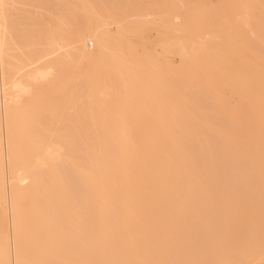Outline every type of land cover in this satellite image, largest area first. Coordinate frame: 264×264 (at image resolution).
Listing matches in <instances>:
<instances>
[{"label":"bare ground","instance_id":"6f19581e","mask_svg":"<svg viewBox=\"0 0 264 264\" xmlns=\"http://www.w3.org/2000/svg\"><path fill=\"white\" fill-rule=\"evenodd\" d=\"M59 1L0 0V264H264V0Z\"/></svg>","mask_w":264,"mask_h":264},{"label":"rangeland","instance_id":"374dc122","mask_svg":"<svg viewBox=\"0 0 264 264\" xmlns=\"http://www.w3.org/2000/svg\"><path fill=\"white\" fill-rule=\"evenodd\" d=\"M110 1V0H109ZM115 1V0H114ZM119 1H121V0H119ZM139 1H141V0H126V2H128L129 3V5H135L137 2H139ZM205 1H208V2H211V1H214V0H205ZM125 2V0L123 1L122 0V4H124V3H126ZM59 3H60V8H61V10L62 11H66L67 12V10L70 8V7H72V4L70 3V1L69 0H60L59 1ZM21 6V4H18V6H17V9H16V11L14 12L15 13V15L13 16V18H15V19H17V20H24V17H26V15L27 14H30L29 12H27V11H32V12H37V13H41L42 15H47L48 13H47V11L45 10V9H41V8H37V7H35V6H26V8H27V11H26V14H25V12H24V7H20ZM133 7V6H132ZM148 10H146V12H148V13H146L145 14V16H140V18L138 17V18H131L129 21H127V20H125V21H127V22H125V21H123V24H127V25H129L131 28H132V31H131V34L129 35V34H127L126 35V37H128L129 38V40L131 41V42H133L134 44H136V45H138V47H137V50H138V52H143L144 51V49H145V51L147 50V51H150V50H152L153 51V40H156V32H158V31H165V29L164 28H162V27H158V25H154V24H152L153 22H151V23H146L145 21L146 20H150L151 18H154V16H157L158 15V13L156 12V11H154V12H152V10L150 9V8H147ZM153 9V8H152ZM23 10V11H22ZM26 10V9H25ZM23 13V14H22ZM47 13V14H46ZM150 13H152V14H150ZM148 14V15H147ZM157 14V15H156ZM23 18H22V17ZM143 17H145V19H143ZM147 18V19H146ZM174 21L176 22V21H178V19H174ZM25 22V21H24ZM130 22V23H129ZM26 23H28V21L26 22ZM144 24V25H143ZM28 24H26V26H27ZM115 26L116 25H112L111 24V29L113 28H115ZM26 28V27H25ZM152 29V30H151ZM156 29V30H155ZM171 32H168V34H170ZM134 34V35H133ZM173 34H179V32H173ZM149 35H150V37H149ZM149 37V38H148ZM155 37V38H154ZM92 42H94L93 40H89L88 41V45L89 46H93V44H92ZM94 45H95V42H94ZM142 46V47H141ZM159 47V49L158 50H160V46L159 45H156V48H158ZM76 57H75V59H76V62H75V68H77L78 67V64H76L77 62L79 63V57H78V54L76 53ZM166 57H165V56ZM162 54L161 55V57L159 58L157 55L155 56V58L156 59H158V63L159 64H163V60H165V62H171L172 63V65H174V63H176L177 62V57H173V55H170L169 53H165V54ZM173 57V58H172ZM162 61V63H160V62ZM172 61H175V62H172ZM5 173H7V171H6V169H5ZM78 184V183H77ZM222 243V242H221Z\"/></svg>","mask_w":264,"mask_h":264}]
</instances>
